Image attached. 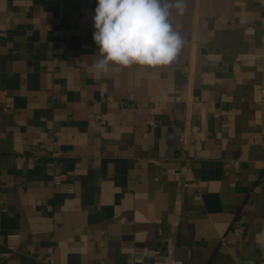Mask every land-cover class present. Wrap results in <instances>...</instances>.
I'll use <instances>...</instances> for the list:
<instances>
[{
    "label": "crops",
    "instance_id": "crops-1",
    "mask_svg": "<svg viewBox=\"0 0 264 264\" xmlns=\"http://www.w3.org/2000/svg\"><path fill=\"white\" fill-rule=\"evenodd\" d=\"M89 1L0 0V264H264V0L107 74Z\"/></svg>",
    "mask_w": 264,
    "mask_h": 264
},
{
    "label": "clouds",
    "instance_id": "clouds-1",
    "mask_svg": "<svg viewBox=\"0 0 264 264\" xmlns=\"http://www.w3.org/2000/svg\"><path fill=\"white\" fill-rule=\"evenodd\" d=\"M186 0H97L93 40L100 58L92 65L107 74L112 66H167L185 43L170 21L186 11Z\"/></svg>",
    "mask_w": 264,
    "mask_h": 264
},
{
    "label": "built area",
    "instance_id": "built-area-1",
    "mask_svg": "<svg viewBox=\"0 0 264 264\" xmlns=\"http://www.w3.org/2000/svg\"><path fill=\"white\" fill-rule=\"evenodd\" d=\"M59 177L55 176L54 181H57ZM21 241L20 234L18 233H10L5 236V245L10 250H15Z\"/></svg>",
    "mask_w": 264,
    "mask_h": 264
},
{
    "label": "water",
    "instance_id": "water-1",
    "mask_svg": "<svg viewBox=\"0 0 264 264\" xmlns=\"http://www.w3.org/2000/svg\"><path fill=\"white\" fill-rule=\"evenodd\" d=\"M97 6V0H90L88 8L90 10H95V7Z\"/></svg>",
    "mask_w": 264,
    "mask_h": 264
}]
</instances>
